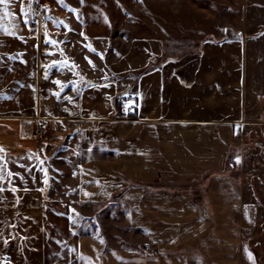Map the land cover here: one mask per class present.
<instances>
[{
    "label": "crops",
    "instance_id": "crops-1",
    "mask_svg": "<svg viewBox=\"0 0 264 264\" xmlns=\"http://www.w3.org/2000/svg\"><path fill=\"white\" fill-rule=\"evenodd\" d=\"M30 6L0 4V264H259L264 0Z\"/></svg>",
    "mask_w": 264,
    "mask_h": 264
},
{
    "label": "built area",
    "instance_id": "built-area-1",
    "mask_svg": "<svg viewBox=\"0 0 264 264\" xmlns=\"http://www.w3.org/2000/svg\"><path fill=\"white\" fill-rule=\"evenodd\" d=\"M46 1L47 0H31V8H30V19L33 25L39 26L45 21L46 17ZM122 112L124 114H134L135 106L130 104L129 106L125 107ZM51 126L48 124L46 119L40 120V126L34 132L31 133L34 137H42V138H49L51 132ZM258 134L257 131H253L247 135L248 142L245 139L242 140L240 148H244L250 141ZM239 159L240 157L237 156ZM264 259V254H263Z\"/></svg>",
    "mask_w": 264,
    "mask_h": 264
},
{
    "label": "snow or ice",
    "instance_id": "snow-or-ice-1",
    "mask_svg": "<svg viewBox=\"0 0 264 264\" xmlns=\"http://www.w3.org/2000/svg\"><path fill=\"white\" fill-rule=\"evenodd\" d=\"M57 2L63 4V0H57ZM80 2L83 3V0H80ZM141 2H142V0H141ZM8 3H9V0H0V4H3L4 7H5V12H4L5 15H9V13L7 12ZM21 11L24 12L25 15H27V12H25L24 9H21ZM2 31H4V34H6V35L7 34L14 35V32L13 33H9V31L7 29H2ZM50 43H54V42H50ZM46 78H47V76H46ZM81 81H83V77H81ZM56 83L58 85H60L59 81H56ZM63 87H66V85L61 86V90H63ZM56 95L59 98V94H56ZM65 99H67L69 102H72V98L71 97H65ZM2 152H3V149H0V153H2ZM0 160H3V156L2 155H0ZM40 163L43 164V161H40ZM5 168H6V165L0 164V173H3ZM9 175H11V174H9ZM45 175H46V170H45ZM47 182H48L47 179H45L44 183L47 184ZM2 190L3 189H0V191H2ZM12 191H15V189H12ZM249 259H252V257L249 256Z\"/></svg>",
    "mask_w": 264,
    "mask_h": 264
},
{
    "label": "rangeland",
    "instance_id": "rangeland-1",
    "mask_svg": "<svg viewBox=\"0 0 264 264\" xmlns=\"http://www.w3.org/2000/svg\"><path fill=\"white\" fill-rule=\"evenodd\" d=\"M24 9V8H23ZM48 134H52V129H51V132H48ZM246 136V135H245ZM245 138V137H244ZM246 139V138H245ZM259 143H260V140H259ZM261 144V143H260ZM260 144L259 145H255V147H253V150H254V152L256 151V154L257 153H259L260 152ZM259 147V148H258ZM256 154H254L253 156L255 157L256 156ZM264 157V156H263ZM260 158V156L259 157H255V159H253V160H250L249 162H246L245 161V166H246V168H252L253 166L254 167H258L260 164H258V162L259 161H262L261 159H259ZM48 161H44V164L45 165H47L48 163H47ZM4 172V171H3ZM3 173H0V176L2 175ZM1 181V180H0ZM260 231H261V228H260ZM261 237V236H260ZM260 241H261V249H262V251L263 252H261L260 251V255L262 254V253H264V235L260 238ZM264 260V259H263Z\"/></svg>",
    "mask_w": 264,
    "mask_h": 264
},
{
    "label": "trees",
    "instance_id": "trees-1",
    "mask_svg": "<svg viewBox=\"0 0 264 264\" xmlns=\"http://www.w3.org/2000/svg\"><path fill=\"white\" fill-rule=\"evenodd\" d=\"M263 235H264V232L262 231L261 233L256 234L249 242L250 247L253 248L254 250H256V252L258 253L259 264H264V260H263V254L264 253H262L260 255V251L263 252L262 249H261V246H262L261 244L262 243L260 241V238Z\"/></svg>",
    "mask_w": 264,
    "mask_h": 264
},
{
    "label": "water",
    "instance_id": "water-1",
    "mask_svg": "<svg viewBox=\"0 0 264 264\" xmlns=\"http://www.w3.org/2000/svg\"><path fill=\"white\" fill-rule=\"evenodd\" d=\"M77 131L75 130L73 133H76Z\"/></svg>",
    "mask_w": 264,
    "mask_h": 264
}]
</instances>
